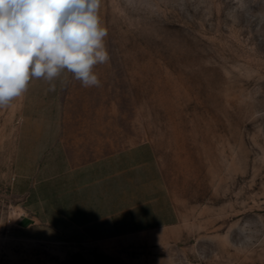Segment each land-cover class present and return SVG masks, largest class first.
I'll use <instances>...</instances> for the list:
<instances>
[{"label": "rangeland", "instance_id": "374dc122", "mask_svg": "<svg viewBox=\"0 0 264 264\" xmlns=\"http://www.w3.org/2000/svg\"><path fill=\"white\" fill-rule=\"evenodd\" d=\"M100 16V87L0 109V264H264V0Z\"/></svg>", "mask_w": 264, "mask_h": 264}, {"label": "clouds", "instance_id": "9594fccd", "mask_svg": "<svg viewBox=\"0 0 264 264\" xmlns=\"http://www.w3.org/2000/svg\"><path fill=\"white\" fill-rule=\"evenodd\" d=\"M102 0H0V109L22 98L34 79L56 91L71 80L100 87L108 29Z\"/></svg>", "mask_w": 264, "mask_h": 264}]
</instances>
